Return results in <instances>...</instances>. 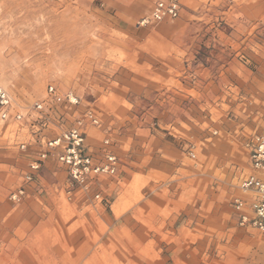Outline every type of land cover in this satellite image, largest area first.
<instances>
[{"label":"rangeland","instance_id":"obj_1","mask_svg":"<svg viewBox=\"0 0 264 264\" xmlns=\"http://www.w3.org/2000/svg\"><path fill=\"white\" fill-rule=\"evenodd\" d=\"M157 1L0 0V86L17 108L49 84L74 90L100 119L90 153L118 161L89 191L59 164L25 185L44 144L0 121L1 144L35 155L0 180L20 241L0 264H264V234L237 224L223 188L222 152L188 145L264 93V0H180L177 19L141 25Z\"/></svg>","mask_w":264,"mask_h":264},{"label":"built area","instance_id":"obj_2","mask_svg":"<svg viewBox=\"0 0 264 264\" xmlns=\"http://www.w3.org/2000/svg\"><path fill=\"white\" fill-rule=\"evenodd\" d=\"M179 13L180 0H158L141 25L175 20ZM81 101L74 90L49 84L41 100L17 108L11 95L0 86V121L7 126L17 125L19 130L26 129L34 143L44 144L22 178L25 185L33 184L51 156L66 171L68 183L83 191H89L101 177L116 174L118 161L113 153H106L100 161L89 151L87 130L89 126L100 127V119L91 109L80 110ZM21 148L25 149L26 145L22 144ZM244 149L250 171L237 180L242 195L232 202L234 215L241 228L264 234V131L251 135ZM25 195V187L20 186L10 193V198L18 202Z\"/></svg>","mask_w":264,"mask_h":264},{"label":"crops","instance_id":"obj_3","mask_svg":"<svg viewBox=\"0 0 264 264\" xmlns=\"http://www.w3.org/2000/svg\"><path fill=\"white\" fill-rule=\"evenodd\" d=\"M263 83L260 82L259 85ZM243 97V101L238 103L235 112L217 119L214 131L207 132L204 139L189 135L188 140V145L193 148H196L199 143L203 144L209 152H222L219 160L222 167L226 169L222 185L228 196L241 195L238 186H234L235 181L237 182L241 175L250 171L248 155L244 149L246 140L251 135L264 131V93ZM34 156L32 151L21 153L13 145L0 143V180L6 176H13L16 169L29 164ZM57 164L55 158L51 156L44 164L43 176L53 177L54 171H59ZM3 199L4 195L0 193V200L3 201ZM10 215V210L0 205V247L15 248L20 244L19 239L15 237L19 223L15 221V214H12V219L6 221ZM11 233L12 238H9Z\"/></svg>","mask_w":264,"mask_h":264}]
</instances>
